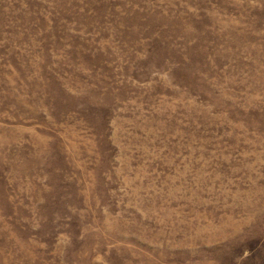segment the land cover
<instances>
[{"label": "rangeland", "instance_id": "374dc122", "mask_svg": "<svg viewBox=\"0 0 264 264\" xmlns=\"http://www.w3.org/2000/svg\"><path fill=\"white\" fill-rule=\"evenodd\" d=\"M0 264H264V0H0Z\"/></svg>", "mask_w": 264, "mask_h": 264}]
</instances>
